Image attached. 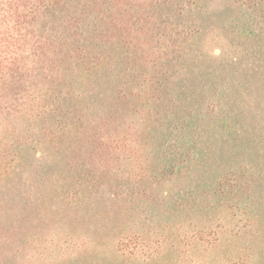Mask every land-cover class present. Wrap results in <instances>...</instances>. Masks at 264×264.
<instances>
[{
	"label": "trees",
	"instance_id": "obj_1",
	"mask_svg": "<svg viewBox=\"0 0 264 264\" xmlns=\"http://www.w3.org/2000/svg\"><path fill=\"white\" fill-rule=\"evenodd\" d=\"M196 1L0 0V134L18 120L33 125L45 118L38 136L54 145L53 157L60 158L56 163L62 167L59 172L68 169L66 175L51 174L54 181H64L60 191H52L54 198L69 208L84 205L85 211L77 210L76 215L84 223L90 217L87 229L71 238L77 251L87 249L94 233L108 234L112 243L116 241L109 244L115 248L114 258L131 260L127 264H167L161 258L170 253L168 232L176 229L173 225L179 217L171 211L172 203L178 209L189 202L194 212L207 214L198 233L191 236L192 248L197 247L195 242H203V252L215 250L217 235L209 223L214 222L212 212L225 208L228 223L241 227L225 232L236 245L227 258L220 257L221 263L264 264V82L258 85L253 78L264 77V68L257 67L262 70H255L258 74L231 72L238 77L230 81L225 70L188 69L199 60L192 51L197 30L180 17ZM235 1L254 14L264 12V0ZM149 59L160 61L162 77H170L178 68L188 76L177 83L153 84L154 76L147 78L137 70V62ZM86 93L95 99L80 101ZM59 100L68 101L67 107ZM62 110L73 116L68 125L61 126L57 119ZM134 117L138 122L132 121ZM12 146L9 140L0 146V178L13 173L17 154ZM197 166L202 168L201 177L182 186L183 196L158 198L151 191L167 177L189 176ZM105 184L108 191L113 188L109 210L104 204L90 209L88 200L94 195L97 202ZM121 186L130 200L136 194L146 202L169 205L162 212L164 226H154L153 241L144 227L139 232L130 229L140 219L125 215L126 209L137 214L135 199L115 209L119 198L115 192ZM145 209L138 214L147 213ZM0 210V264H37L33 257H14L23 248L11 245L3 204ZM148 215L154 219L148 223L155 224L149 212L145 222ZM64 218H58L57 224L63 225ZM95 219L102 221L99 227L93 224ZM216 222L223 226L225 216ZM128 224L130 230L124 228ZM90 226L96 227L94 232H89ZM242 239L247 242L245 256L237 245ZM135 240L138 249L130 248L127 257L125 242ZM80 252L61 253V262L56 263L72 264L73 255ZM172 260L168 263L176 264Z\"/></svg>",
	"mask_w": 264,
	"mask_h": 264
},
{
	"label": "rangeland",
	"instance_id": "obj_2",
	"mask_svg": "<svg viewBox=\"0 0 264 264\" xmlns=\"http://www.w3.org/2000/svg\"><path fill=\"white\" fill-rule=\"evenodd\" d=\"M262 13L263 14L255 12L254 14L251 9H246L245 6L235 0H198L194 5L185 9L181 13L180 19L184 24L192 26L194 31L197 30V32L193 34L192 51H194L195 55L197 54L199 59L197 63L193 64L197 69L194 68L193 65H189L188 69H195L199 72L213 69H218L219 71L225 70L228 72L226 78L230 77L229 81L231 77H238L237 75L232 76L230 74L231 72L232 74L235 73V71L242 73L247 71L250 73L253 70L254 72L258 70L261 73L262 70L257 69V67L264 68V12ZM182 58V56H179V60ZM163 61L164 60H161V62ZM158 62L160 61H152L150 59L139 61L137 62V70H139V72H145L147 78L154 76V78L151 79V83L153 84H163L165 82L167 84L171 82L177 83L188 76L184 72V69L178 68L176 69L178 72L172 74L170 77H162L161 74L164 67ZM122 68H124V66ZM253 78H255L258 85L264 82V77H262V75H256ZM248 81L252 82L253 79L249 78ZM139 82H141V80ZM67 85H69V82ZM94 99L95 96L88 93L82 94L79 98V100L84 101V103ZM58 102L64 105V107H67L68 101L59 100ZM72 118V115L62 110L61 116L57 119L60 120L61 126H63L68 125V123L72 121ZM132 121L138 122V117H134ZM19 123L21 126L17 125ZM28 123L26 119L18 120L6 131H3V134H0V146L5 143L6 140H9L10 144H13L11 149L17 154V160L11 170L13 173L10 176L0 178V205H4V210H6L8 215L5 221L10 225L9 230L11 233L9 234V241L11 245L16 244L18 246V244H20L21 248H23V251L21 250L20 253L14 256L15 258L27 259L33 257L37 264H48L53 261L55 263L61 262V253L69 254L70 251L80 252V250L77 251V249L71 247V238L76 232L80 233L83 232L82 229H87L86 227L88 225L87 223L90 221V217L89 215L86 217L85 220L87 222H85V224L82 220L78 219L79 215L76 217L78 211L79 213L81 210V212L85 211L83 209L84 205H77L69 208L63 201L54 198V193L52 191H60V187L64 182L54 181L53 178H51L52 173L59 172L62 169V167H60L61 165L59 166L56 163L60 158L55 156V159L53 157L55 154L54 145L48 141L44 143L40 139L42 137L38 136L39 133L43 132L42 124L45 123V118L36 120L33 125ZM125 127L126 125L121 126L120 129L124 130ZM14 131L16 132L14 133ZM45 138L46 137H44V139ZM54 144L56 145V143ZM65 170L63 168V171L59 172V174L66 175L68 169L66 168ZM201 172L202 168L197 166V168L193 170V173H190L189 176H187L188 174L186 175L187 177L185 175L167 177L156 184L151 191L157 194L158 198L167 195L183 196L181 195L182 186L193 183L196 178L201 177ZM107 189V184L101 187V190L96 196L100 197L97 202H94V195H92L93 197L88 200V203L91 204L90 209L95 206L99 208L104 204L107 206L106 210H109L108 205L111 203L110 199L112 200L113 188H110L109 191ZM184 190L185 193L188 192L186 189ZM115 193L117 197H119L117 198L115 209L118 207L124 208L128 200H130V198L126 197V189L121 186ZM259 193L261 192H258V194ZM196 194H200V191H197ZM132 197L133 198L129 201L130 203H128H134L136 200L135 203L138 204V212L146 207L148 212L152 213L156 223H148L150 219L154 220L150 215L147 217V223L145 222V216L148 212L143 214H138L137 212V214H135L133 210L130 211V209H126L125 215L129 216L128 213H131L133 216L136 218L139 217L140 219L137 218L131 225L128 224V226H124V228L129 229L130 225V229L139 232V230L144 227L142 230H144L145 233L148 231V239L153 241L155 239L154 233L156 232L154 226L156 224H160L161 227L164 226L162 222L165 220L162 217V215H164L162 212L167 210L169 205L166 206L157 201L146 202V198H140L142 196L136 194H133ZM202 199L207 201V198L204 196ZM137 200L140 201L137 202ZM142 203H144V205H142ZM51 205L57 207L51 209ZM183 206L185 207L176 209V206H173L172 203L171 211L175 210V212H173L174 215L179 216L176 218L178 223L173 225L176 229H171L170 232L167 231L169 240L166 243V248L168 253H170L161 259L165 260L167 264H169L168 262H170L171 259H175L172 261L176 264H186L181 262V260L184 259L196 260L191 264H203L204 260L208 262L211 261V264H222L220 257L227 258L234 252V246L236 245L235 239L233 240L234 243L231 242L229 237L231 234L225 232H228L229 229L235 225L239 227H241V225L239 223H234V225L228 223L230 218L228 215L229 211H226L225 208L212 212L214 222H210L209 224H214L212 230L216 231L217 246L215 250L203 252L205 243L195 242L197 249L192 248L193 243L191 244V236L198 233L196 231L200 229V225L202 226V219L206 220L207 214H205L204 210L194 212L192 208L194 204H190L189 202ZM58 207L61 209H58ZM112 210H114V207ZM54 212H57L58 216H56ZM208 212L211 214V211ZM1 213L2 211L0 210V214ZM219 216H225V224L223 226L216 222ZM61 217H66L67 219L64 218L63 225L60 226L56 221ZM230 222L232 223L234 220L230 219ZM79 223L80 225H78ZM93 224H98L96 227H99L102 221L100 220L97 222L95 219ZM178 226H180L179 230H177ZM16 227H18V229H16ZM90 227L91 228L88 227L89 232H94L96 227ZM12 228L13 231L11 230ZM18 230H20V233H18ZM16 233H18V235L13 236V234ZM94 234L95 237L87 244V249L85 251L81 250L78 255H76V253L73 255L72 260H75V262L72 264H83L85 261L87 264H127L131 262V260L127 258H114L115 248L111 246L116 241L112 243L113 240L108 234L105 235L106 237H102L97 233ZM184 236L186 237L183 238ZM203 238L204 237L200 239ZM243 238L245 239V237ZM225 239H227V241L224 242ZM242 242L243 243L240 242L237 245L241 246L240 250L241 253H243L242 256H245L247 253V242L243 239ZM125 243L126 247H124L123 250L124 254L128 257L130 248L134 250L138 249V245H133V243H137L136 240ZM109 244L112 245L110 246Z\"/></svg>",
	"mask_w": 264,
	"mask_h": 264
}]
</instances>
